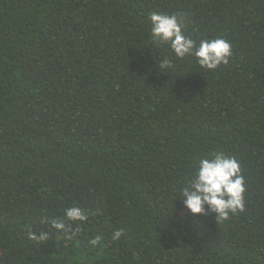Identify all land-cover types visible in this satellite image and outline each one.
Here are the masks:
<instances>
[{
	"label": "trees",
	"instance_id": "obj_1",
	"mask_svg": "<svg viewBox=\"0 0 264 264\" xmlns=\"http://www.w3.org/2000/svg\"><path fill=\"white\" fill-rule=\"evenodd\" d=\"M154 12L228 63L155 43ZM215 152L246 189L222 220L179 197ZM0 264H264V0H0Z\"/></svg>",
	"mask_w": 264,
	"mask_h": 264
},
{
	"label": "clouds",
	"instance_id": "obj_2",
	"mask_svg": "<svg viewBox=\"0 0 264 264\" xmlns=\"http://www.w3.org/2000/svg\"><path fill=\"white\" fill-rule=\"evenodd\" d=\"M151 37L157 44H168L177 58L195 57L201 68L214 71L222 64H227L232 55V45L223 38L201 39L199 44L184 33L183 19L176 14L152 13L150 15ZM169 60L162 61L163 66ZM245 183L241 175L239 162L223 152H215L201 157L194 174L180 189V198L184 207L192 215L215 213L217 220L227 219L229 214L244 211ZM64 216L69 221H85L87 215L78 206L65 210ZM52 227L68 231L70 226L63 220L53 221ZM123 230L113 233V239L119 240ZM46 232L29 231L32 240H45Z\"/></svg>",
	"mask_w": 264,
	"mask_h": 264
}]
</instances>
